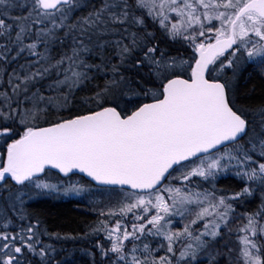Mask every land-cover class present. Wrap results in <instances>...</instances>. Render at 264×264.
Here are the masks:
<instances>
[{
  "label": "snow or ice",
  "instance_id": "obj_1",
  "mask_svg": "<svg viewBox=\"0 0 264 264\" xmlns=\"http://www.w3.org/2000/svg\"><path fill=\"white\" fill-rule=\"evenodd\" d=\"M249 68L264 0H0V264H74L53 239L93 240V264H264ZM40 197L97 219L50 231Z\"/></svg>",
  "mask_w": 264,
  "mask_h": 264
},
{
  "label": "trees",
  "instance_id": "obj_2",
  "mask_svg": "<svg viewBox=\"0 0 264 264\" xmlns=\"http://www.w3.org/2000/svg\"><path fill=\"white\" fill-rule=\"evenodd\" d=\"M237 89L241 94L251 93L254 96V102H258L264 98V75L254 68H249L238 79ZM79 179L88 183V180L82 176ZM222 183L230 184L235 183V181L226 180ZM78 202L77 198L56 200L40 197L30 202V210L46 220V226L50 231L74 235L84 232L92 216L88 210L80 211L77 206ZM74 248L72 253H69L68 258L74 261V264H88L87 256L81 254L76 247Z\"/></svg>",
  "mask_w": 264,
  "mask_h": 264
},
{
  "label": "rangeland",
  "instance_id": "obj_3",
  "mask_svg": "<svg viewBox=\"0 0 264 264\" xmlns=\"http://www.w3.org/2000/svg\"><path fill=\"white\" fill-rule=\"evenodd\" d=\"M3 145H5V144L0 142V146L2 147ZM72 179L78 180V178H72ZM81 182H83V181H81ZM83 183H86V182H83ZM72 198H77V200H79L80 205L78 207L80 209L88 210L91 212L92 216H91L90 222L87 225L96 221L97 216L95 215L94 212H92L90 210L89 204L87 201H83L78 197H72ZM87 225H86L84 231H86ZM74 235H79V234H74ZM49 242L54 244L57 249H63L64 250L60 255L56 256L57 260H63L64 256H69V253H72V251L75 249L74 247H76L80 252H82L85 256H87L88 264H93L92 257L88 254L89 251H93V252L95 251V249L92 247L93 240L85 239V240H75V241H73V240L56 241L55 239H53Z\"/></svg>",
  "mask_w": 264,
  "mask_h": 264
},
{
  "label": "flooded vegetation",
  "instance_id": "obj_4",
  "mask_svg": "<svg viewBox=\"0 0 264 264\" xmlns=\"http://www.w3.org/2000/svg\"><path fill=\"white\" fill-rule=\"evenodd\" d=\"M145 102H147V101H145ZM5 150H6V146L5 145H3L2 147L0 146V154H2V153H4L5 152ZM46 171H48V173H49V176L53 179V180H55L56 178H63V176L62 175H60L58 172H56V171H54V170H52V169H46ZM80 178L81 177V175H79V174H76L75 176H73L72 178ZM83 177V176H82ZM84 178V177H83ZM86 179V178H85ZM80 180V179H79ZM64 199H66V198H64ZM77 204V203H76ZM80 205V202H78V204H77V206H79ZM76 206V207H77ZM80 211H84L83 209H80V208H78ZM44 220V219H43ZM45 221V223H46V220H44ZM81 254H83L82 252H80ZM71 254V253H70ZM62 261V260H61Z\"/></svg>",
  "mask_w": 264,
  "mask_h": 264
},
{
  "label": "water",
  "instance_id": "obj_5",
  "mask_svg": "<svg viewBox=\"0 0 264 264\" xmlns=\"http://www.w3.org/2000/svg\"><path fill=\"white\" fill-rule=\"evenodd\" d=\"M185 78H187V77H185ZM49 169H52V170H54V171L58 172L60 175H62V176H63V174H62V173H60V172H59V170H57V169H55V168H49ZM77 174H79V175L83 176L84 178H86V177L84 176V174H80V173H77ZM86 179H87V178H86Z\"/></svg>",
  "mask_w": 264,
  "mask_h": 264
},
{
  "label": "bare ground",
  "instance_id": "obj_6",
  "mask_svg": "<svg viewBox=\"0 0 264 264\" xmlns=\"http://www.w3.org/2000/svg\"><path fill=\"white\" fill-rule=\"evenodd\" d=\"M63 234H65V233H63ZM70 234V233H69Z\"/></svg>",
  "mask_w": 264,
  "mask_h": 264
}]
</instances>
